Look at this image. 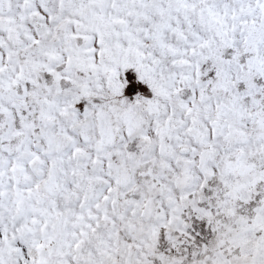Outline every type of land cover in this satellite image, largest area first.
I'll return each instance as SVG.
<instances>
[{
	"label": "snow or ice",
	"instance_id": "obj_1",
	"mask_svg": "<svg viewBox=\"0 0 264 264\" xmlns=\"http://www.w3.org/2000/svg\"><path fill=\"white\" fill-rule=\"evenodd\" d=\"M0 264H264V0H0Z\"/></svg>",
	"mask_w": 264,
	"mask_h": 264
}]
</instances>
